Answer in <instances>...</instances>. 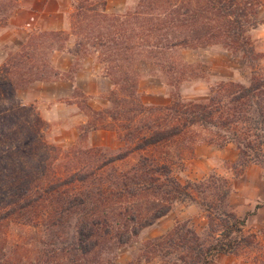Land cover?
Returning <instances> with one entry per match:
<instances>
[{"label": "trees", "instance_id": "1", "mask_svg": "<svg viewBox=\"0 0 264 264\" xmlns=\"http://www.w3.org/2000/svg\"><path fill=\"white\" fill-rule=\"evenodd\" d=\"M93 1L73 0L71 29L84 34L81 48L98 50L111 83L125 92L143 122L126 125L124 140L133 143L130 149L102 154L99 161L91 154L92 165L58 173L46 163L47 152L57 149L37 146L41 121L19 105L16 91L44 74L49 65L43 48L52 49L68 34L33 33L17 51L9 52L0 69V226L15 219L32 221L34 216L32 222L45 234L33 260L0 245V264H116L115 249L135 243L141 229L169 212L174 202H197V196H202L199 204L208 219L207 237L177 223L145 240L140 253L126 264L156 257L165 262L172 250L178 253L176 261L168 264H210L216 255L236 254L252 243L242 226L261 205L237 217L228 209L225 178L211 174L182 184L163 159L164 148L186 140L188 132L199 127L204 131L201 141L217 147L234 144L235 168L259 165L264 179V74L253 71L248 84L220 82L200 100L183 102L174 92L169 105L156 108L138 101L137 84L144 72L161 76L170 87L201 77L199 63L182 59L185 48L219 45L245 60H257L262 55L247 33L259 23L263 0H139L135 9L120 16L106 13L104 0ZM17 2L0 0V26ZM130 152L140 154L135 164L124 170L113 166ZM174 153L181 156L179 150Z\"/></svg>", "mask_w": 264, "mask_h": 264}, {"label": "rangeland", "instance_id": "2", "mask_svg": "<svg viewBox=\"0 0 264 264\" xmlns=\"http://www.w3.org/2000/svg\"><path fill=\"white\" fill-rule=\"evenodd\" d=\"M138 1L104 0V11L117 16L124 15L135 9ZM24 3L25 0H18L16 7L6 20V24L0 26V69L5 63L8 53L17 51L31 34L42 31H65L68 34L65 41L54 43L52 49H48L45 44L42 57L49 68L44 70V74L34 79L27 87L16 91L19 105L35 112L41 121L38 128L40 142L37 143V146L44 145L57 149L52 154L47 152V165L51 164V167H54L58 173H62L67 169L87 164L92 165L94 160L90 156L91 154L95 160L99 161L102 154L110 156L130 149L133 143L124 140L128 131L126 125L130 124V127L141 125L144 116L131 110V104L125 92L118 88L119 86H113L98 50L89 45L85 46L86 49L78 45L79 41L84 39V34L79 36L78 32H75L76 29H71L75 14L73 0H70L71 12L69 27L66 30L39 28L13 30L9 19ZM258 19L259 23L247 33L254 50L262 55L257 60H245L240 54L233 55L219 45L185 48L181 50L182 59L191 64L199 63L201 77L188 79L176 87H170L161 76L144 72L140 75L137 84L138 101L146 107H163L171 103L174 92L179 94V98L183 102L200 100L209 93L212 86L220 82L233 81L248 84L253 71L264 74V0L259 9ZM66 54H70L71 56L68 55V57H72L69 65L64 59ZM85 59L92 61L93 72L107 78L110 84L107 91L101 94H88L87 91H90L91 85L83 84V88L75 85V77L82 71ZM65 66L67 69L63 70ZM59 80L66 84H72V90H68L67 85H52ZM41 82H47V108H51L50 106L54 102L57 103L56 106H53V114L49 115L47 120L40 115L37 104L41 90L38 85ZM113 92L114 99H111L109 97ZM63 102L68 105L75 104L76 113L84 115L87 119L84 124H79L76 127L75 137H72L69 132L70 128L61 130V127L63 129L66 124V120L60 119V113H66L63 110L60 111V103ZM95 124L97 128H93ZM101 125H105V128H102ZM97 130L112 132L115 136L113 146H93L90 140L87 141L88 134ZM203 134L204 131L199 127H193L186 135V140H175L165 146L164 149L167 150V153L164 154L163 159L170 164L173 176L182 184L187 181H201L211 174L225 178L229 187V195L226 200L228 209L237 217L242 218L248 209L253 210L254 205L259 201L257 192L264 191L262 168L252 163L242 169L239 166L235 168L238 151L232 143L228 144H232L233 149L235 148L234 150L237 151L236 159L233 162L215 157L213 150L222 147L201 141L200 136ZM208 145L211 147L210 150L203 151V146ZM174 150H179L181 156L176 155ZM139 156V152H130L126 158L114 162L113 166L118 170L127 169L137 162ZM201 201L202 196H197V202L189 200L174 202L169 212L152 225L141 229L135 243L114 250L116 264H126L134 259L140 253L141 244L145 240L165 234L177 223H184L187 227L194 229L202 239L207 237L208 219L203 206L199 204ZM31 218L32 221L37 220L34 216ZM32 221L15 219L1 225L0 245L6 249H15L17 257L33 260L38 249V241L43 238L45 231L41 225ZM242 228L245 234L252 236V243L239 249L236 254L216 255L210 264H264V228H257L251 221H246ZM177 254L172 250L167 258L169 263L176 261ZM167 260L164 262V259L156 257L149 262L142 261L141 264H168Z\"/></svg>", "mask_w": 264, "mask_h": 264}, {"label": "crops", "instance_id": "3", "mask_svg": "<svg viewBox=\"0 0 264 264\" xmlns=\"http://www.w3.org/2000/svg\"><path fill=\"white\" fill-rule=\"evenodd\" d=\"M71 12L70 0H25V3L21 8L16 10L11 18L9 19V24L12 29H34L39 28L43 30H66L69 27V14ZM70 54H66L65 58L67 60V65L70 64L72 57ZM82 71H80L75 77V85L79 88H83V84L91 85L88 94H101L110 88L109 81L106 77L97 75L92 71V61L85 59L83 61ZM66 66L63 70H66ZM62 70V69H61ZM52 85H67L68 90H72V84H66V82L59 80ZM40 97L37 100L39 113L43 119L47 120L48 116L53 114V106L57 103H53L51 108H47V82H41L40 85ZM95 89V91H94ZM66 90V89H65ZM55 93V92H54ZM66 93V91H64ZM50 96H52L50 94ZM60 111H65L66 113H60V119L66 120L65 127L61 130L70 128L69 131L72 137H75L76 127L79 124H84L86 122V117L80 113H76L75 104L68 105L66 102L60 103ZM75 112V113H74ZM78 134V133H77ZM91 141V144L100 146H113L115 143V136L110 131L97 130L91 131L87 136V141ZM116 145V144H115ZM232 144H227L222 148H216L213 150V155L215 157H220L219 159H226L233 162L236 159L237 151L233 149ZM210 145L203 146V151L210 150ZM264 185V182H262ZM257 199L259 200L256 204H260L255 212L249 215L246 221H251L255 224L257 228H264V191L259 190L257 192ZM255 204V205H256ZM254 205V207H255ZM253 207V208H254ZM251 211V209H248Z\"/></svg>", "mask_w": 264, "mask_h": 264}]
</instances>
